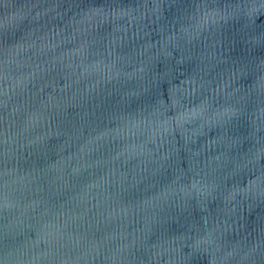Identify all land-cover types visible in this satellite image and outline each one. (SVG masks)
<instances>
[{"label":"water","instance_id":"obj_1","mask_svg":"<svg viewBox=\"0 0 264 264\" xmlns=\"http://www.w3.org/2000/svg\"><path fill=\"white\" fill-rule=\"evenodd\" d=\"M0 264H264V0H0Z\"/></svg>","mask_w":264,"mask_h":264}]
</instances>
